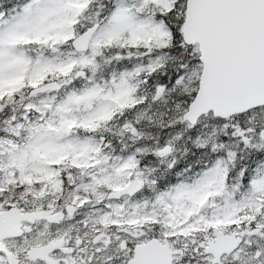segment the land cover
I'll list each match as a JSON object with an SVG mask.
<instances>
[{"label": "snow or ice", "instance_id": "obj_1", "mask_svg": "<svg viewBox=\"0 0 264 264\" xmlns=\"http://www.w3.org/2000/svg\"><path fill=\"white\" fill-rule=\"evenodd\" d=\"M0 264H264V0H0Z\"/></svg>", "mask_w": 264, "mask_h": 264}]
</instances>
